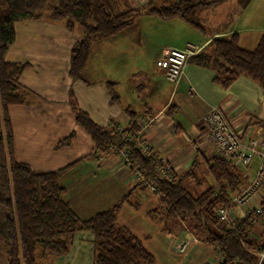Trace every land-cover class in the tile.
Wrapping results in <instances>:
<instances>
[{
    "label": "crops",
    "instance_id": "obj_1",
    "mask_svg": "<svg viewBox=\"0 0 264 264\" xmlns=\"http://www.w3.org/2000/svg\"><path fill=\"white\" fill-rule=\"evenodd\" d=\"M121 3L110 0L114 13L122 11ZM218 5L220 9L226 7V16L224 10L220 16L217 8L214 26L208 34L204 27L200 29L204 36H201L202 33L197 35L196 31L191 33V26L184 22L185 26L182 27L185 32L196 38L193 43L205 48L213 37L236 32L239 44L245 49H252L264 31V0H225ZM229 8L235 10L230 18ZM211 9L208 7L205 11ZM144 16L137 17L130 27L118 35L94 41L89 57L91 51L95 50L102 54L95 56L96 62L92 65H86L80 80H72L68 71L71 46L81 38V32L68 31L63 21L39 18L15 22V39L5 53L7 61L28 63L19 76V83L36 97L30 104L9 106L15 159L39 172L56 170L76 162L63 172L59 183L66 189L65 200L81 220L111 207L136 182L118 155H102L93 151L89 134L75 123L69 103L70 91L78 106L103 126H126L128 118L124 109L127 107L142 113L141 118L150 121L142 136L150 154L155 155L157 161L167 164L177 177L188 171L195 160L198 162L197 168L205 165L207 171L205 160L215 156L214 149L211 147L209 150V144L201 137L206 129L203 118L213 107L224 110L238 133L253 135L264 129V91L248 77L240 75L231 85L223 88L212 82L213 70L187 64L176 86L164 78V70L157 62L161 49L167 46L183 47L185 43L192 42L191 39L181 36L175 39L176 35H172L174 44H158V50L149 59L153 65L148 60L146 65L145 49L150 40L157 38L153 36L152 28L162 30L164 21L158 18L152 21L146 18L148 15ZM172 20L182 25L181 19ZM138 21L143 26L132 28ZM169 29L170 24L167 31ZM132 31L136 36L129 37ZM159 40L164 41L161 37ZM109 62L115 72L106 73L105 69L99 67ZM107 82L115 84L117 103L109 102ZM171 105L176 106L175 111L169 109ZM71 133H74V138L68 145H58ZM256 165L254 158L246 172L239 170L244 183L252 178ZM195 173L196 168L194 176L186 179H190L188 186L212 183L210 176L209 179L207 176L199 179ZM136 189L149 192L144 186ZM135 190L131 199L123 202L116 216V224L128 228L140 239L154 255V264H207L213 255L212 245L196 239L189 243L185 254L171 251L165 238H182L184 231L178 225L169 228L170 224L166 223L165 218L161 219L158 213L149 218L148 213L156 209L158 203L154 196L151 202L147 201L152 198L135 201ZM143 204L147 223L137 214ZM135 219L138 225L134 224ZM257 223L261 226L258 229L254 227ZM255 224L250 227L249 233L255 241H262L264 217H260ZM92 239L88 231L75 232L68 252L57 258H48L51 261L47 264H94ZM161 242L163 244L158 246L161 250L151 249L153 244ZM0 264H7L1 251Z\"/></svg>",
    "mask_w": 264,
    "mask_h": 264
},
{
    "label": "trees",
    "instance_id": "obj_2",
    "mask_svg": "<svg viewBox=\"0 0 264 264\" xmlns=\"http://www.w3.org/2000/svg\"><path fill=\"white\" fill-rule=\"evenodd\" d=\"M153 1L147 0L141 7L116 14L110 0H0V251L7 264H41L44 259L60 257L68 252L71 237L78 231L92 235L94 264H154V255L140 239L128 228L116 224L123 202L131 199L132 192L141 187L142 181L131 186L108 209L81 220L65 200L66 189L59 183L63 172L76 162L39 172L15 159L9 106L30 104L36 97L19 83V76L28 63L5 59L15 39V22L39 18L63 21L68 31L81 32V38L71 46L68 71L72 80H80L92 43L118 35L137 17L150 15L162 21L179 18L194 29H202L201 12L225 0H173L166 6H157ZM187 43L177 48H184ZM187 64L213 70L212 82L223 88L244 75L264 91V31L252 49L239 44L236 32L213 37L205 48L202 46L189 56ZM163 70L165 78V68ZM114 85L106 83L110 103L118 102ZM69 103L75 123L89 134L94 152L107 154L109 146L127 151L130 167L136 166L144 181L156 188L158 206L152 212L165 218L169 228L171 225L182 227L186 222L197 241L221 250L224 258L221 264H264V258L260 260L258 256L264 248V237L262 241L240 242L250 227L249 221H242L235 232H230L213 213L215 206L227 203L244 183L238 168L217 156L206 159L212 183L200 195L193 196L184 181L194 176L197 160L181 176H162L158 170L160 161L155 155H145L139 147L136 133L142 113L127 107L124 109L128 118L126 126H103L78 106L72 91ZM169 109L175 111L176 106L171 105ZM131 135L133 139L125 140ZM73 138L74 133H71L58 145H68Z\"/></svg>",
    "mask_w": 264,
    "mask_h": 264
},
{
    "label": "built area",
    "instance_id": "obj_3",
    "mask_svg": "<svg viewBox=\"0 0 264 264\" xmlns=\"http://www.w3.org/2000/svg\"><path fill=\"white\" fill-rule=\"evenodd\" d=\"M201 49V45L190 42L184 48L164 47L157 62L159 66L165 68L166 80L176 85L189 56L196 54ZM203 121L206 129L201 137L209 144L207 147L209 150L211 147L214 149L215 156L229 162L239 170H244V172L251 166L254 158L257 161L252 178L240 185L235 195L227 203L215 206L213 209L214 215L220 222L225 224L230 232H235L239 224L245 220L249 221L251 227L260 217H264V129L253 135L238 133L233 129L231 120L221 107L213 108L204 116ZM149 123L150 121L145 118L138 119L140 129L136 136L140 141L139 147L145 155H150V151L142 136ZM118 129L121 130V128ZM133 138L134 136L131 135L126 137L125 140ZM115 152L120 154L121 161L129 168L134 181H142L141 186L157 194L156 188L144 181L140 170L134 165L132 168L130 167L127 151L117 146H109L106 151V153ZM160 163L158 170L162 173V176L171 177L173 173L170 171L169 166L164 162ZM216 193L217 191L214 195ZM250 227L240 238V242L255 240L249 233ZM195 240L194 235L186 230L182 238H172L171 249L177 254H185L189 243ZM258 256L260 260L264 258V248L258 252ZM223 259L221 250L215 248L207 264H221Z\"/></svg>",
    "mask_w": 264,
    "mask_h": 264
},
{
    "label": "rangeland",
    "instance_id": "obj_4",
    "mask_svg": "<svg viewBox=\"0 0 264 264\" xmlns=\"http://www.w3.org/2000/svg\"><path fill=\"white\" fill-rule=\"evenodd\" d=\"M119 1L122 2L121 5H120L122 11L123 10H127V9H133V8L141 7V6H143L145 4V2H147V0H119ZM172 2H173V0H154L153 1V3L155 5H157V6H166V5H168V4L172 3ZM210 8H212L211 11H205V10H203L202 13H201L202 14L201 17L199 18V23L201 24L202 27H204L207 30V34L212 31V27L214 26V23H215L214 22L215 21L214 20V17L217 14V12L215 13V11L218 10V12H219V14L221 16L223 14L222 10H224V17L226 16L225 15L226 7H224L223 9H220L219 8V5H215V6H210ZM217 8H219V9H217ZM234 11L235 10H233L232 8H229V10H228V18H230V17H232L234 15ZM43 14L44 15L47 14V11L46 10L43 11ZM146 16L147 15H145L144 17H146ZM148 16L149 17H146L147 19L151 18L150 20H152V21L153 20H157V18L155 16H150V15H148ZM136 23H137V25L135 24L132 28H138V27L140 28V26H143L142 23L139 24L140 23L139 21L136 22ZM168 24L171 25V29H169V31H167L168 30ZM180 24H182V25H179V21L169 20L168 22H166V21L163 22L164 28L163 29L161 28L162 30L159 29V31H158V27L156 29L155 28H152V30L154 32V35L151 33L150 36L153 35L155 38L156 37L157 38L154 39V40H150V42L148 44V47L145 49V54H144L145 55V57H144L145 58V63H146V60H148L149 63L152 62V65H153V61H151L149 59H151V57L154 56V52H156V50H158V48H159L158 47V44H164V45L174 44L173 40H171V36L172 35L173 36L176 35L175 36V39H177L178 37L180 38V36H181V38H183V39H191L192 42L195 41L194 39H196V38L194 37V35L193 36L192 35L189 36V34L187 32H185V28L182 27V26H185V23L182 20L180 21ZM149 26L152 27L151 25H149ZM189 30H191V33H193V32L196 31L197 32L196 33L197 35L202 33L201 36H204V34H203L204 32L202 30H200V29H193L192 27H189ZM192 30H194V31H192ZM255 31L257 32L259 30H255ZM132 32L133 33L129 37L136 36V34L134 33V31H132ZM123 34H125V33H123ZM158 36H160L161 38H163L164 41L162 42L161 40H159L160 37H158ZM165 39H167V40H165ZM91 53L92 54H91V57H89V61L87 62V65H92V63L96 62L95 56H98V55L102 54L100 51L97 52V50H95L93 52L91 51ZM110 63L111 62L107 63L106 66L101 65L99 67H102V70L105 69L104 71L106 73H108V71L115 72L114 71V66H112ZM146 65H147V63H146ZM182 75H183V72L180 74L179 79L181 78ZM179 79H178V82H179ZM178 82H177V84H178ZM176 85H174V86H176ZM213 108H216V107H213ZM195 176H196V178H199V179H205L206 176H207V179H209V175H208V173L206 171L205 165H204L203 168H200V169H199V167L198 168L196 167ZM189 180L190 179L184 181V186L186 188L188 186ZM208 182H210V181L208 180ZM207 186L208 185L205 184V182H204V185H200V186H196L195 184H191L190 186H188L187 189L189 190V192L193 196H197ZM147 191L151 192L149 189H147ZM149 192L148 193L146 191L139 192L136 189L135 190V195H133V199L135 201H140L141 198H143L145 200H149L150 198H152L150 201H147V202H151L153 200V197L152 196H154V198L157 201L158 200V196L156 194H154V193L151 192L152 194H154V195H152ZM149 194H151L150 197H149ZM137 214H139L145 220V221H143L144 223H147L146 219L148 217L150 218V217H152L154 215V213L151 210L148 213V217H147L146 212H145V205L144 204L142 206V209L140 211H138ZM157 215L161 218L160 214H157ZM134 224L135 225H138L139 224V222L137 221V219L134 220ZM258 224L259 223H257V224L254 225V227L257 228V229L261 227ZM181 229H182V231H184V233H185L186 230H188L187 223L186 222H184V225H182ZM168 235L169 234H167V236ZM161 236L162 235L160 234L159 237H161ZM163 237H165V235H163ZM165 241H166V245L172 251V249H171V241H172V239L168 236V238H165ZM163 242L158 243V244L157 243L153 244V248H151V249L154 250V251L161 250V249H159L158 246L160 244H163ZM187 249H188V247H187ZM156 257H158V253H156ZM49 259L42 260L41 261V264H47L49 261H51Z\"/></svg>",
    "mask_w": 264,
    "mask_h": 264
}]
</instances>
